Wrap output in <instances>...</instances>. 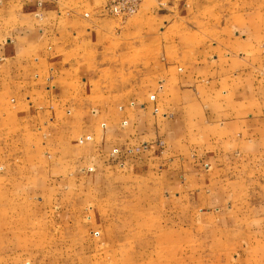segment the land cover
I'll list each match as a JSON object with an SVG mask.
<instances>
[{
	"label": "rangeland",
	"instance_id": "obj_1",
	"mask_svg": "<svg viewBox=\"0 0 264 264\" xmlns=\"http://www.w3.org/2000/svg\"><path fill=\"white\" fill-rule=\"evenodd\" d=\"M106 4L0 0V264H264V0Z\"/></svg>",
	"mask_w": 264,
	"mask_h": 264
},
{
	"label": "built area",
	"instance_id": "obj_2",
	"mask_svg": "<svg viewBox=\"0 0 264 264\" xmlns=\"http://www.w3.org/2000/svg\"><path fill=\"white\" fill-rule=\"evenodd\" d=\"M108 4H106V8L111 13H114L116 15H131L134 14L138 6L141 2V0H107Z\"/></svg>",
	"mask_w": 264,
	"mask_h": 264
}]
</instances>
